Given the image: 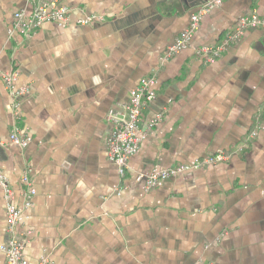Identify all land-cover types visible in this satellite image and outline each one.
I'll return each instance as SVG.
<instances>
[{
    "label": "crops",
    "instance_id": "1",
    "mask_svg": "<svg viewBox=\"0 0 264 264\" xmlns=\"http://www.w3.org/2000/svg\"><path fill=\"white\" fill-rule=\"evenodd\" d=\"M64 29L44 24L24 38L13 15L31 0H0V171L21 206V176L35 195L20 230L27 264H264V30L246 32L211 64L194 54L217 44L242 17L264 18V0H227L203 16L190 46L159 59L207 0H56ZM87 16L102 21L78 22ZM13 67L29 91L10 142ZM154 74L156 97L142 128L160 116L123 178L108 161L106 114ZM248 148L235 151L254 128ZM226 161L146 190L140 175L214 153ZM0 188V244L5 210ZM0 264H5L0 254Z\"/></svg>",
    "mask_w": 264,
    "mask_h": 264
},
{
    "label": "built area",
    "instance_id": "2",
    "mask_svg": "<svg viewBox=\"0 0 264 264\" xmlns=\"http://www.w3.org/2000/svg\"><path fill=\"white\" fill-rule=\"evenodd\" d=\"M227 0H207L203 2L189 18L187 27L181 32L178 38L167 48L159 59L164 64L179 52L187 49L198 29L203 16L210 11L219 8ZM30 12L19 11L13 15L12 28L19 36L27 38L44 24H52L57 28L64 29L67 25V15L70 7L58 3L56 0H31ZM101 17L87 16L79 21V25H88L93 22L102 21ZM252 30H264V18L252 13L248 17H242L233 30L224 34L221 40L212 46H199L194 50L195 56L203 64H211L229 46L235 44L246 32ZM4 88L10 97L13 124L9 133L10 142L16 144L20 149L27 146L26 138L21 135L17 123L20 121V103L29 89L27 86H18V70L13 67L1 76ZM157 79L154 74L143 78L139 83L128 91L127 100L110 109L106 114V120L112 129L106 141V156L109 162L117 167V173L123 178L128 169L129 160L136 154L140 143L145 140L147 132L159 121L160 116L150 121L142 128L143 110L156 97L155 86ZM261 125L259 118L255 119L254 128L234 150L239 152L251 143L252 138L257 137ZM226 153H214L195 160L191 164L176 165L168 170L153 169L147 174L139 176L146 190L156 187L161 181L175 177L188 171L200 170L205 166L218 164L229 158ZM22 185V203L17 207L14 203V194L7 178L0 171V188L3 192L5 210L4 241L0 244V254L4 257L5 264H27L24 256V247L27 233L20 230L24 218V211L32 206V199L35 190L29 171L23 173L20 179ZM37 264H48L46 259L40 260Z\"/></svg>",
    "mask_w": 264,
    "mask_h": 264
}]
</instances>
